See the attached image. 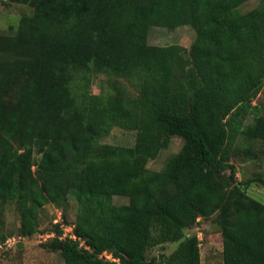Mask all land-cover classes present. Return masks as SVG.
I'll return each instance as SVG.
<instances>
[{
	"label": "trees",
	"instance_id": "16d2710c",
	"mask_svg": "<svg viewBox=\"0 0 264 264\" xmlns=\"http://www.w3.org/2000/svg\"><path fill=\"white\" fill-rule=\"evenodd\" d=\"M248 1L0 0L32 10L0 34V243L7 203L29 238L45 206L74 200V233L89 249L58 236L44 245L65 264H202L189 232L208 219L221 227L223 264H264V204L231 163L240 138L264 147V105H253L264 87V0L242 13ZM181 26L196 33L190 49L149 44L152 27ZM100 74L136 94L121 85L94 95ZM114 127L136 132L134 146L101 143ZM172 137L181 150L150 170ZM246 184L264 187V175Z\"/></svg>",
	"mask_w": 264,
	"mask_h": 264
},
{
	"label": "rangeland",
	"instance_id": "374dc122",
	"mask_svg": "<svg viewBox=\"0 0 264 264\" xmlns=\"http://www.w3.org/2000/svg\"><path fill=\"white\" fill-rule=\"evenodd\" d=\"M262 0H249L240 11L246 13L258 7ZM32 14L30 7L26 5L8 4L2 2L0 9V34H12L18 27L19 21L24 16ZM196 38L195 31L190 26H181L170 30L161 27H152L149 32V44L154 46L180 45L187 50L190 49ZM126 87L129 94L135 95L136 88L129 82L117 80L116 77L104 74L97 75L91 82V91L94 95H114L115 88ZM253 105H264V87ZM253 116H249L246 125L252 124ZM136 142V132L114 127L109 135L101 139V143L132 147ZM183 146V140L179 137H172L167 149L160 152L156 159L148 163V168L152 171H161L167 161L177 154ZM40 155L35 153V160L38 161ZM231 163L237 169V177L249 197L264 204V187L261 184L246 183L254 177L264 175V147L261 143L254 144L240 138L237 142V149ZM36 170V167H33ZM114 203L118 206L127 205L129 199L116 196ZM1 206V205H0ZM62 211L64 223L69 226L75 222L77 215V206L74 200L69 201L68 206H55L49 204L40 212V229L32 237H23L21 242H10L9 245L0 243V264H65L64 259L59 253H54L44 247L50 240L47 235L61 234V227L56 224L60 219ZM5 220V233L8 238L17 237L20 227V216L17 205L9 202L3 207ZM205 230L198 229L189 232L190 235H197L201 242L202 264H223V244L221 238V227L214 223L213 219L205 221ZM60 234L57 232V228ZM177 248L176 244H170L165 247L164 254H170ZM158 253L160 247L157 246ZM154 255V253H153Z\"/></svg>",
	"mask_w": 264,
	"mask_h": 264
},
{
	"label": "built area",
	"instance_id": "2783aa9c",
	"mask_svg": "<svg viewBox=\"0 0 264 264\" xmlns=\"http://www.w3.org/2000/svg\"><path fill=\"white\" fill-rule=\"evenodd\" d=\"M60 212V219L56 220V224H58L60 227H61V234L58 236L60 240H65V239H70V240H73V241H76V242H79L80 243V247H83L85 249H89L86 244H85V241H83L81 238H79L75 233H74V226L72 225H69L67 226L65 223H64V217H63V214H62V211L58 210ZM47 238L48 239H53V238H56L55 235H47ZM23 239V237L21 236H17V237H11V238H8L3 244L5 245H9L10 242H21ZM2 247V246H0ZM100 258H103L107 261H116L118 262V260H116L113 255L111 253H108V252H104L103 254L100 255Z\"/></svg>",
	"mask_w": 264,
	"mask_h": 264
}]
</instances>
